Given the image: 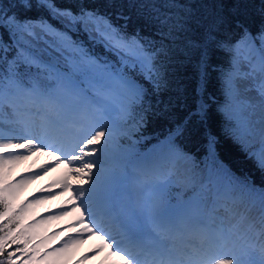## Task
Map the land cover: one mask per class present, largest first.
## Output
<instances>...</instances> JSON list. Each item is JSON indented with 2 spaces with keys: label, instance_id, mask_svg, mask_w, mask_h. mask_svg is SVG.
<instances>
[{
  "label": "snow or ice",
  "instance_id": "1",
  "mask_svg": "<svg viewBox=\"0 0 264 264\" xmlns=\"http://www.w3.org/2000/svg\"><path fill=\"white\" fill-rule=\"evenodd\" d=\"M130 6L154 27L150 35L128 32L122 11L115 15L124 23L116 24L83 4L74 12L53 0L0 2V33L8 35H0V264H69L91 237L96 243L75 264L95 256L97 264H264V182L237 176L219 159L208 125L214 98L204 97L211 56L221 52L223 132L264 173V21L255 30L240 20L227 27L222 15L195 21L199 39L184 42L199 57L194 108L135 154L137 178L128 183L123 165L106 160L120 137L131 139L149 114L174 106L158 97L169 87L176 33L189 30L193 15L177 0ZM34 7L62 28L28 18ZM73 31L112 59L74 40ZM194 117L206 140L202 161L177 142ZM39 155L50 159L9 179L14 166ZM60 166L48 186L67 191L68 202L48 218L69 215L68 207L77 215L60 245L48 248L32 231L36 221L23 223L26 204L13 201L25 184Z\"/></svg>",
  "mask_w": 264,
  "mask_h": 264
},
{
  "label": "trees",
  "instance_id": "2",
  "mask_svg": "<svg viewBox=\"0 0 264 264\" xmlns=\"http://www.w3.org/2000/svg\"><path fill=\"white\" fill-rule=\"evenodd\" d=\"M7 5L11 0H0ZM59 8H71L74 12L79 10L81 4L89 9H94L101 14L108 15L113 23L123 24V20L116 18L117 11H122L129 17L127 31L139 30L143 35H150L154 31L152 25L145 23V18L139 14L135 7L130 6V0H53ZM136 4L152 3L153 0H134ZM163 2V0H156ZM181 4H189L192 9V20L190 28L186 32L176 33V42L172 45L171 62L168 66L169 87L158 98L165 103L174 105L169 111H157L149 114L146 122L139 132L132 135L131 139L120 137L115 146L116 159L119 162H127L130 166V174L135 175L133 164L137 157L135 154L148 152L159 140H163L169 129L175 126L177 120L182 119L194 108L195 89L198 82V72L195 67L198 61V53L192 49H186L184 42L188 39L197 40L202 32L195 21L206 22L214 15H222L227 20V27H231L236 20L243 21L255 30L264 21V0H177ZM172 11H177L173 9ZM28 18H44L57 28H62V24L53 18L45 9L34 7L24 13ZM74 40L83 41L85 47L98 56H108L101 45L92 44L85 33L70 32ZM4 40L8 39L7 33H0ZM227 57L221 52H214L211 56V67L208 69V79L204 97H213L214 102L209 106L208 125L217 134L218 143L216 152L219 159L234 172L237 176H249L257 184L264 182V173L257 168L253 159L240 149L231 138L223 132L224 117L217 111L219 105L226 103V97L221 90L219 72L217 66H226ZM163 108V105L160 106ZM133 142H135L133 144ZM180 146L194 157L197 161H202L206 154V140L203 136L201 125L197 118H193L188 126V131L177 141ZM133 150L130 157L129 151ZM162 161H160L161 163Z\"/></svg>",
  "mask_w": 264,
  "mask_h": 264
},
{
  "label": "bare ground",
  "instance_id": "3",
  "mask_svg": "<svg viewBox=\"0 0 264 264\" xmlns=\"http://www.w3.org/2000/svg\"><path fill=\"white\" fill-rule=\"evenodd\" d=\"M49 159L50 158L47 157L46 155H39V156L30 157L28 160L22 161L18 165L14 166L13 170L9 174V178L16 179L20 174H24L30 170L36 169V167L39 164L44 163L45 161H47ZM61 171H62V166L57 167L54 170L50 169V170H48L47 174L39 175L38 177L32 179L30 182L25 184L18 191V193L16 195V199L22 198V196H21L22 194H24L27 197L26 199H28V198H33L35 195L45 194V193H49V192L53 193L56 190L58 191V186H54V187L50 188L48 185L50 184V182L52 180L56 179L60 175ZM55 194H56V192H55ZM67 202H68V192L65 191V192L59 193L56 197H55V195H53V197L46 198V199H39L36 202L29 201L28 204L26 205V207L28 208L27 213H31V212L34 213V212H38V211L40 212V209L49 208L48 210H46V211L44 210L41 212L48 213L51 211L50 214L52 216H57L58 215V209L61 206H65L67 204ZM67 211L69 212V215H66V216H62V217H59L56 219L44 218L39 223V226H40V224H41L40 227H43L46 225H51V224L58 225L56 220L60 221V222H58L60 224L59 227H54L52 229L51 233L52 234H53V232L55 233L56 230H62V231H60V233H61L60 236H62L61 240H63L65 238L66 234L70 233V230L68 228L67 229L63 228L64 230L58 229V228H62V226H67L69 223H72L74 221L76 215H77L71 207H68ZM53 221H55L56 223ZM39 231H42V233H43V230H39ZM50 236H51V234H50ZM54 236H56V234ZM61 240H60V242H61ZM95 243H96V240L94 237L86 238L84 240V243L78 245L77 250L75 252V255L79 254L81 249H86V250H84V253H85ZM75 255H73L72 261L75 259L74 258ZM76 260L77 259H75L74 261H76ZM98 260H99V256L90 257L88 260L82 261V264H97ZM70 264H75V262L73 263L70 261Z\"/></svg>",
  "mask_w": 264,
  "mask_h": 264
},
{
  "label": "rangeland",
  "instance_id": "4",
  "mask_svg": "<svg viewBox=\"0 0 264 264\" xmlns=\"http://www.w3.org/2000/svg\"><path fill=\"white\" fill-rule=\"evenodd\" d=\"M250 95H253V96H255V92H252V93H250ZM116 146V145H115ZM115 146H114V148L111 150V155H110V158L108 159V160H106V164L107 165H113V164H121V165H123V174L125 175V177L127 178V182L128 183H131L134 179H136L137 177L136 176H132V175H130L129 174V171H128V167L130 168V166L129 165H127V162H124V161H122V162H117V160H116V157L114 156V152H115ZM39 175H44V173H40ZM9 179H12V178H9ZM35 189V188H34ZM55 192H56V194H55ZM55 192H53V195H55V197L59 194V193H61V192H59V190L57 191H55ZM24 194H22L21 196H22V198H20V199H16L15 198V200L13 201L14 202V204L18 207L19 205H21V204H28V202L29 201H33V199L32 198H28V199H26L27 197L24 195ZM53 195L51 196V197H53ZM35 197V201H33V202H36L37 200H39V199H46V198H49V197H47V193H45V194H39V195H35L34 196ZM49 208H43V209H40V212L38 211V212H34V213H27V211H28V208L26 207V211H25V213H24V222H26L27 224H32V222L33 221H36V223L33 225V228H32V231H34L35 232V234H36V236L38 237V238H40V239H44L45 240V244H46V246L48 247V248H54V247H56L57 245H60V240H61V237L62 236H60V231H62V230H56L55 231V234H56V236H54V235H52V233H51V231H52V229L54 228V227H59V223L58 222H60V221H58V220H56V222H57V224L58 225H56V224H51V225H46V226H43V227H40L41 226V224H40V226H39V223L41 222V220H43L44 218H48V216H49V214L51 213V211L50 212H48V213H45V212H41V211H46V210H48ZM30 221V222H29ZM23 222V223H24ZM53 222H55V221H53ZM55 222V223H56ZM50 227V228H49ZM67 229L68 227L67 226H62V228H58V229ZM45 229V230H44ZM63 229V230H64ZM39 230H43V233H42V231H39ZM58 231V232H57ZM54 233V232H53ZM50 234H51V236H50ZM58 238V239H57ZM60 239V240H59ZM53 242V243H52ZM50 244V245H49ZM49 245V246H48ZM84 250H86V249H81L80 250V252H79V254H76L75 256H74V258L75 259H78L79 257H80V255L81 254H83L84 253ZM73 259V258H72ZM74 259V260H75ZM72 261L71 260V262H75V261ZM69 264H70V262H69Z\"/></svg>",
  "mask_w": 264,
  "mask_h": 264
}]
</instances>
